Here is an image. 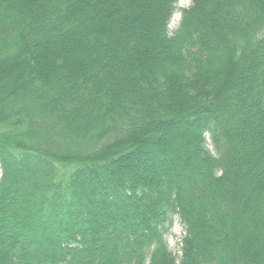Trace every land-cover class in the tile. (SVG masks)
Instances as JSON below:
<instances>
[{
  "label": "trees",
  "instance_id": "16d2710c",
  "mask_svg": "<svg viewBox=\"0 0 264 264\" xmlns=\"http://www.w3.org/2000/svg\"><path fill=\"white\" fill-rule=\"evenodd\" d=\"M177 2L0 0V264H264V0Z\"/></svg>",
  "mask_w": 264,
  "mask_h": 264
},
{
  "label": "rangeland",
  "instance_id": "374dc122",
  "mask_svg": "<svg viewBox=\"0 0 264 264\" xmlns=\"http://www.w3.org/2000/svg\"><path fill=\"white\" fill-rule=\"evenodd\" d=\"M191 0H178L176 3V11L174 12L170 24H169V30L170 32L175 30L178 23L180 22V14L181 9L187 8L189 6ZM208 145H209V140ZM208 148L212 150V147L209 145ZM167 228V231L164 234V239L166 241L168 249L175 255H180V241L182 236L184 235V228L179 222V217L177 215H172L169 220L167 221V224L165 225Z\"/></svg>",
  "mask_w": 264,
  "mask_h": 264
}]
</instances>
